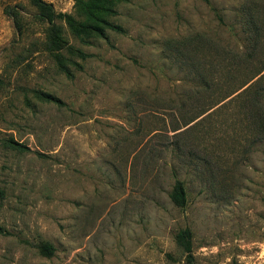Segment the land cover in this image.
Instances as JSON below:
<instances>
[{
  "label": "rangeland",
  "instance_id": "obj_1",
  "mask_svg": "<svg viewBox=\"0 0 264 264\" xmlns=\"http://www.w3.org/2000/svg\"><path fill=\"white\" fill-rule=\"evenodd\" d=\"M44 1L104 33L0 0V264H264V0Z\"/></svg>",
  "mask_w": 264,
  "mask_h": 264
},
{
  "label": "trees",
  "instance_id": "obj_2",
  "mask_svg": "<svg viewBox=\"0 0 264 264\" xmlns=\"http://www.w3.org/2000/svg\"><path fill=\"white\" fill-rule=\"evenodd\" d=\"M34 1L41 8L40 15L47 17L50 23H52L56 17L65 18L67 19L69 23L72 24L71 25L72 28H74L77 32L84 31L86 34H89V32L98 31L97 33L101 35H103L104 33L102 31V28H100V26L96 25L95 23H90L86 21L77 23L71 14L55 13L54 9L52 8V5L49 3H46L44 0H34ZM87 1L88 2H86L84 5V0H76V5L81 13H86L87 17H90L92 19L97 17L96 12L99 9H102L104 10V12H107L108 9H111L112 3H113V0L112 1L87 0ZM220 20H222L221 16H220ZM51 25L52 26L49 27V30L47 32V38H48L47 44H48L49 50L57 51L63 45V37H62V31H61L62 27L54 23H52ZM108 25L116 30L122 31V27L117 24L108 23ZM105 37L108 38L107 35ZM203 79L205 83L207 84L209 83V81L206 78H203ZM38 95L40 98L45 99L47 101H52L57 104H62V100L59 97L54 96L52 94H49L46 92H39ZM10 143H11L10 145L13 148L17 146L18 147L23 146L21 143L14 142V141H11ZM170 197L172 201L178 206L184 207L187 204V190H186V186L183 180L181 179L175 180V183L170 193ZM192 237H193V233L190 227L181 228L175 235V240L177 244L183 249V251L186 253L188 258L193 257ZM38 247L40 251L45 255H51L54 252V246L51 243L46 242V241L41 242L38 245Z\"/></svg>",
  "mask_w": 264,
  "mask_h": 264
}]
</instances>
